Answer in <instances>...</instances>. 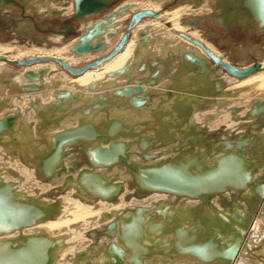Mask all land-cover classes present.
<instances>
[{"label":"rangeland","instance_id":"1","mask_svg":"<svg viewBox=\"0 0 264 264\" xmlns=\"http://www.w3.org/2000/svg\"><path fill=\"white\" fill-rule=\"evenodd\" d=\"M28 1L29 0H27V2ZM35 1H38L40 6L32 4L35 9V13L33 14L24 13L19 17L13 12L8 13L7 11H4H10L11 8L2 10L4 14L0 15V43L27 42L30 44V42L34 41L33 43L43 44L47 40V38H54V36H59L60 39H62L60 40L61 42L53 43V46L58 47L61 44H66L74 39H77L82 32V26L84 24L86 25V22L94 20L99 21L104 19L106 13L114 12L121 4H123V2H125V0H106V8H103L101 11L81 19V21H78V23H71L73 14L65 15L60 12H52V14L50 15L51 17L42 15L46 14V11L43 10V8L45 7L42 6L43 0ZM47 1L50 3V5L55 4L57 8H67L69 3H73L74 5L73 0ZM183 3L196 5L195 0H174L173 2L167 3L164 6V9L168 10ZM15 6L21 7L18 3H15ZM39 7L42 9H39ZM132 14L133 13L131 12L129 15L131 16ZM212 15L213 12L211 16H207L210 19L205 17L201 19V21L199 20L200 22L197 27L191 24L187 25L190 28L192 27L199 30L200 33L204 36L205 40L213 44L224 56H226L225 58H228L227 60L237 68H242L248 65L252 62L253 58H256L259 62L264 59V37L260 33L256 32V34L254 33L247 36L244 33L242 34V32H227L228 30L226 28H223L222 26L216 24V18L212 17ZM155 19L156 17L143 18L141 21H139L135 26L136 28L134 27L133 29L129 30L127 44L131 41V39L133 40L134 30L138 29L139 25L150 23ZM14 21L17 23V26L15 27L16 29H14V25H11V23ZM63 23H65L67 27L73 26L75 31L77 32V37L69 32L67 33V36L60 34V31L62 30V26L60 25H63ZM122 24H124V27H122L123 32L122 36L118 38L119 40H121L123 34L128 31L129 22L127 24V21H125L124 23L122 22ZM41 28L46 30V32H43L42 35H39L38 30ZM18 29L20 30L19 32H17ZM28 29H30V31H28ZM49 29H57L59 31L51 32L49 31ZM29 39H31L32 41ZM119 40H117V42ZM112 50L113 49L109 50L105 55L99 56L96 59L81 62L79 65H77V68H80L88 63H92L93 61L106 58ZM175 52H177V50ZM187 54L192 55L196 59V61L194 63H190L189 60L185 57L187 55L183 54L182 61L184 65L180 67L181 64H179L180 70H178L179 67L176 69L171 68V63L173 61L165 64H160L157 59L150 60L148 57L142 61H138L139 63H142L138 66L140 75L138 76L135 73L132 76L127 75L129 76L127 78V81H129V83L122 84L123 86H129L127 88L131 89H135L136 82L140 84L142 88L141 91L134 92L130 97L119 96L117 91L123 86H116V84L107 88L102 93L97 94V96H95V98L93 99L79 101L74 98L71 101L68 100V102L66 103V108L64 109H51L53 104L48 105L52 103V100L53 102H56L58 100L57 98L51 99L49 100V102L46 101V103L44 102L43 104L36 99H29L27 103L28 105H26L28 107L27 111L34 112L33 120L36 119L34 121L32 120V122L30 123L25 122L24 118H22L21 114H19L20 112H15L12 114L4 113L3 115L1 114L3 111L10 110L13 107L12 102L9 100V98H11L9 96H11L12 94H16L17 96H19L20 94H25L28 96L32 93L34 94L37 91H40L41 89L35 90L36 88H34V90L32 91V88H30L27 91L23 89L22 84L18 89L15 90L13 87V91L7 93L5 100H3L0 105V115L2 116L0 117V122L2 121L0 125H3L2 127L5 128V130L3 129L2 131H0V155L4 156L6 155L4 152L8 151H10L12 155L14 153V155H17L18 158H20V161L23 165H27L33 168L35 177L41 184H49L51 185V188L45 190V193L40 194L39 196L30 195L28 193L26 194L24 192L21 193L17 190L19 187V183L23 182V179L20 178V176H18L15 171H13V173L10 175L13 176L16 181H7L6 183L15 184L17 186L16 192L24 195L29 199L31 198L36 200H44L45 198L47 200H50L46 201L48 204L54 205L57 208L55 213L50 215L47 220H42L38 222V224L46 223L55 219L62 210V202L64 196L70 192L72 197L81 201L85 199L102 200L113 204L117 202L119 196L123 193L125 186H127L131 190L129 195H127V199L129 197L144 199L152 194L160 193L142 191V189H140L135 182L134 174H132L130 170L120 162L107 169L103 168V166L91 164L88 157L91 159V161L95 160L91 156H89L88 153L97 145L94 141H90L91 138L87 137L85 138L87 139L85 141L81 139H77V142L74 141L75 146H65L62 148V156L60 158L61 162L58 166L53 167V170L55 171L53 175L46 176L44 169H38L37 165L45 160L46 156L49 155V151L51 149L49 148L46 151L47 153L43 151L46 147V145L44 146L45 142L48 143V141H50V139L54 135H56V133L74 131L78 127L85 125V123H89L88 121H81V124L78 122L77 127L75 125L74 127L69 126L70 128L59 129L58 126L63 119L71 116H80L81 119H83V117L90 118L102 115L105 118L103 122H105L108 121L106 119H108L110 111H112V109H118L119 111L125 113V115H122L120 126L122 131L119 133L117 139L113 135L108 138V140L109 143H118L119 146L120 144L124 146L122 147L123 149L121 153L125 156V162H127L128 164H133L140 167H163L165 165L174 164L176 167L182 170L183 163L188 162L187 159L195 158L197 163L188 162V164L186 165V169L190 172L192 171L193 173H198V169L200 167L198 165L201 162L203 163L204 169L209 170V168L214 167L213 165H215V160H217L218 158L216 156L217 154L233 153V155L237 154V156L244 158V160L246 161V170L249 172L250 177L249 180H242L239 183V186L226 188L220 193L214 192L207 201H203L200 198L166 194L171 197L175 196L176 201L165 202L163 204L155 203L153 205H148L145 207L134 206L132 208L121 211V215H119L120 213H118L117 215L113 214L114 218L110 221V223L105 225V227H103L101 231H91L87 233L86 238L88 240H92V243H90L91 246L88 247V250L91 251L93 250V247L99 246L101 237L113 238L117 235L118 239L124 245L125 249L128 248L129 255L125 254L126 250L121 248L120 244H116L115 246L112 240H109V243L103 242L99 249H104V253H107L106 255L112 260H115L116 257L120 254V250H122L125 255L120 254V256L123 258L124 255L125 259L123 261L124 263L121 264H139V262L135 260L136 257L132 259V257H134L132 246L130 247L128 241H125L123 237H121L123 235V229L121 228L120 224H118L117 219H120L122 215L127 214L128 211L131 212L132 215L136 216L137 208H141L143 210V214L153 211L152 213L154 214V217L152 220L162 223L168 231H170L171 227H173L175 238L173 240L174 249L171 250H178L180 248V253H186L191 257L198 260L200 259V261H202L207 257L210 258L214 255H217L219 249V257L223 259H220V264H224L225 259L222 257V254L226 253L228 249L234 246L233 243H230L231 240L229 241V234L227 233L228 235L226 234L225 236L223 233L221 235L219 232H217L213 233L211 235L212 237H197L192 231L195 226H193V228H191L190 230L182 228V225L185 226L187 224L178 223L177 214L182 209H185L186 213L192 216V219L197 218L207 210L212 213L214 219H217L216 217L219 216V214L240 216L238 227L243 231L242 240L244 239V236L246 235L249 227V223L251 222L253 216L256 214L257 209L259 208L260 203H262V200L264 198V112L254 113L253 111V104L255 102H257L260 107H264V101L258 102L257 100L253 99L251 103L248 104L247 110L244 111L242 109L243 107L231 106L230 104H228L229 102H227V100L233 95L229 93L220 95L219 93L220 89H226L227 82L223 79L226 76L225 74L229 75L228 72L218 67L211 59H208L209 62H205V64H202L201 62L197 61L199 59L204 62V59L197 57L196 53L188 52ZM24 59L25 58H21V60ZM49 63L51 64V62L45 61L34 63L31 66L17 65L16 63H9V65H11L15 72L20 73L27 67H33L38 64L46 65ZM52 64L55 65L56 71L59 70L58 72H66L56 63ZM143 64L146 66H144ZM100 66H97V68ZM145 67L146 69H144ZM145 70L147 72H145ZM181 72L187 75V81L183 86L181 83H179V81H182L180 75ZM65 74L69 76L67 72ZM79 76L80 75L71 78L74 79ZM191 78L193 81L191 80ZM195 80L196 82H194ZM146 82H149L150 85H146ZM2 83H4V86L9 88L6 82ZM37 88H39V86ZM56 91L57 90H54L52 94L56 95L57 93H59ZM62 92L63 91H61V93ZM1 93H3L4 95L6 93L0 90V98H3L4 95ZM173 98L177 99V101L174 100L175 105L177 102V104L182 103L183 106H185L175 107L174 104H172L174 102ZM188 98H191V101H189ZM134 101H139L141 102V104H137ZM100 107H103L104 111H97V109H100ZM91 108L92 111H90ZM49 109H51V111H55L57 115H48L47 112H49ZM223 109L229 112L230 120L233 123H235V121L237 123L233 125L234 127H228L227 123L220 125L219 131L222 130L220 132L217 131L218 129L212 132L207 131L208 127L203 125L204 121H206V124H209V122L211 124L212 121L217 120V118L221 116V114L217 112L223 111ZM209 111L210 113H208V116L210 118L203 119V117L201 116L197 121L201 122L203 120L202 123L195 124L192 122L191 119L195 113L200 114L202 112L207 113ZM131 112L132 114L135 113L139 115V117L134 118L133 116H126V114L128 113H130L129 115H131ZM90 114L92 116H88ZM211 114L212 116H210ZM11 117H14L13 122L11 123V128L14 129L12 132L6 130L8 128L6 119H11ZM56 119H59L58 124L50 123ZM45 124L47 126V129L43 131L40 127H44ZM208 126L210 128L212 127L210 125ZM26 129H29L31 131L28 137V141L30 142L29 145L27 144L28 146L25 150L20 151L18 150L20 148L18 146L22 141H27L26 139H21V135L26 132ZM175 143L177 145L172 146V144ZM226 143H230L231 147L226 148L224 145ZM38 144L41 146L37 148ZM29 150H31L32 153H28ZM205 152L206 155L204 154ZM152 155L154 157H149ZM8 156H10V154H8ZM212 162L214 163L212 164ZM117 170H119V173L116 174ZM15 173L17 174V176H15ZM83 173H85L86 175L97 173L104 176L106 185H110V187L111 185L118 187L119 190L117 195L114 196L115 198L113 200H109L108 198L102 199L101 197L92 195L89 191H87L86 188L80 185L75 186L76 181L79 180V177ZM1 181L4 182L3 179H1ZM214 195H218L215 196L217 198L221 197V207L219 206L221 210L214 208V206L210 202ZM181 198L187 200H196L197 202L195 205L187 208V205L180 203L178 204L179 199ZM166 211H170V214H172V212H174L175 214H173L171 217L164 216L163 214ZM111 215L112 214H106L104 218L108 219ZM202 221L203 218L201 219V222ZM212 221L213 220H211V222ZM201 222H198V224H200ZM178 227H181V229H179ZM224 228L221 229L223 230ZM127 229L129 230V228ZM217 234L220 235L219 238L216 237ZM221 236L224 240H221ZM119 240L117 242H119ZM125 242H127L129 246L126 245ZM182 242L187 243H185L184 247L181 248L180 243ZM263 243L264 240L261 241L258 246H256V248L252 250L251 254H253V256L251 255V258H249L250 256L248 257L251 262L257 261L264 264V255L260 254V252L264 250ZM63 244L61 243L62 248ZM95 251L97 252V250ZM174 253L178 254L176 252ZM255 253H257V256L254 255ZM84 254L85 252L83 251L81 253L79 252L75 254L72 258V264H78L77 262H79L83 258ZM90 254H92L91 256L95 255L94 252H90ZM172 254H170V256ZM107 259V262H111L109 258ZM127 259L128 261H126ZM142 262H144L143 264H146L144 260ZM203 262L206 263L205 261ZM187 263L194 264L185 262V260L178 264Z\"/></svg>","mask_w":264,"mask_h":264},{"label":"bare ground","instance_id":"2","mask_svg":"<svg viewBox=\"0 0 264 264\" xmlns=\"http://www.w3.org/2000/svg\"><path fill=\"white\" fill-rule=\"evenodd\" d=\"M173 1L174 0H125V2H123V4H121L114 11V13L117 11H119V13L116 16H114V20H113L114 22L111 25L106 26L104 23L102 25L100 24L101 28L104 29L106 33L100 35L98 38L95 37L91 41V45H95L97 42L102 44V47H100L99 49L95 48L96 52H89L80 55L75 54L72 51V48L78 43L77 42L78 38L72 40L69 43L61 44L58 47L53 46L54 45L53 43L61 42L60 40L62 39H60L59 36L58 37L54 36V38L49 37L47 38L46 41L43 39L45 41L43 44L33 43L34 41H32L31 39H29L32 41L30 42V44L27 42L26 43L22 42L23 44L0 43V90L6 93L5 95L1 93L4 96L3 98H0V105L2 101L5 100L7 93L13 91L12 90L13 87L16 90L20 87V85L23 84V89L27 91L30 88H32L31 89L32 91L34 90V88H36L35 90L41 89L40 91H37L34 94L32 93L28 96L25 94H20L19 96H17L16 94H12L11 96H9L11 98L9 97L8 98L12 102L13 107L10 110L3 111L1 115H3L4 113L12 114L15 112H20L19 114H21L25 122L30 123L33 120L34 112L27 111L28 107L26 105H28L27 103L29 99L30 100L36 99L42 102V104L44 102L46 103V101L49 102V100L57 98L55 97L56 95L52 94L54 90H57L56 92H61V91L68 92L70 93V97H66L63 101L57 100L56 102H53L52 100V103L48 104V105L53 104L51 109L52 108L64 109L66 108V103L68 102V100L71 101L74 98L79 101H83L86 99H93L95 98V96H97V94L102 93L104 90L111 87L112 85L117 84L116 86L118 85L123 86L122 84H128L129 81H127L128 80L127 78L129 76H132L134 73L139 76L140 70H138L139 68L138 66L142 63H139L138 61H142L147 57L150 60L157 59L160 62V64H165V63H169L170 61H173L171 63L172 69L178 68L179 64H181L180 67L184 65L182 61L183 59L182 56L183 54L188 55L187 54L188 52L196 53L197 57L204 59V62L199 59L197 62H201L202 64H205V62H209L208 59L211 58L209 57L208 53H206L199 45H196L192 43L190 40H188L185 37V35L201 43V45H203L205 49H207L209 52H211L213 55H215L217 58H219L226 64L233 66L227 60L228 58L227 59L225 58L226 56H224L213 44L205 40L204 36L200 33L199 30L192 27L190 28L187 25L189 24L188 21H191L193 23L195 22L198 23L201 21V19L205 17L210 19L207 16H211L213 12L211 7L209 6L211 0H203L201 3L197 5L183 3L168 10L164 9V6L167 3ZM42 6L45 7L43 8V10L46 11V14H42V15H46V16H50L52 12H60L65 15L74 13L73 3L72 4L69 3L67 8L66 7L57 8L55 4L50 5V3L47 0H43ZM141 11L142 12L150 11L155 13L154 17H156V19L154 21H151L150 23L139 25L138 29L134 30L133 40L131 39V41L128 44L126 43L127 45L125 44L123 46L121 52L109 57L108 58L109 60L104 58L105 59L104 61L106 60L107 61L104 62L100 67L98 68L95 67L96 69L92 68L91 70L89 69L77 78L73 79L67 76L65 74L66 72L63 73V72H58L59 70L56 71L55 65L52 64L55 63L53 60L48 61L51 62V64L50 63L46 65L38 64L33 67H27L25 70L22 69L23 71L20 73L15 72V70L11 67V65H9V63L23 62L24 60L31 58L32 59L52 58V59H61L63 62L67 63L70 66L78 67L77 65H79L81 62H86L89 60L96 59L99 56L105 55L109 50L114 49V47H116V45L120 41L118 38L122 36V32H123L122 27H124V24H122V22L124 23L125 21H127L128 24L132 15L136 12H141ZM131 12L133 14L130 16L129 14ZM97 21L98 20L86 22V25L84 24L82 26V29L84 27H91L92 24ZM14 22H12L11 25L12 26L14 25L13 27L14 29H16L15 27L17 26V23L15 22L16 23L15 24ZM60 26H62V24ZM222 27L226 28L225 26ZM234 29L236 28L230 29V31L232 32ZM19 31L20 30L18 29L17 32ZM65 33L67 34L68 32ZM60 34L63 33L60 32ZM117 40L119 41L117 42ZM176 50L177 52H175ZM21 58H25V59L21 60ZM260 63H261V69L258 72H255L247 77L235 79V77L232 76L229 72H228L229 75L225 74L226 76L224 77L223 80L227 82L226 89L224 88L220 89L219 93L220 95L226 93L233 95L231 98H228L227 100V102H229L228 104H230L233 107L234 106L243 107L242 109L244 111L247 110L248 104H250L253 99L257 100L258 102L264 101V59ZM180 67L178 70H180ZM144 69H146V67ZM145 72L147 71L145 70ZM28 74H32L31 75L32 77L27 78ZM180 75L182 81L181 82L179 81V83H181L183 86L187 81V75L183 74V72H181ZM2 82H6L9 88L4 86V83ZM38 86L39 88H37ZM123 87H129V86H123ZM174 100L177 101V99L173 98V101ZM175 101L172 104H174ZM174 106L181 107L183 106V104L182 103L177 104L176 102V105L174 104ZM90 111H92V108ZM97 111H104V108L100 107V109H97ZM223 111L217 112L221 114V116L217 118V120L212 121L211 124L210 122L209 124H206L205 123L206 121H204L205 124L203 123V125L208 127L207 131L212 132L215 131L216 129H218L217 131H219L220 125L227 123L228 127H232L235 123H237L236 121L235 123H233L230 120L229 112H227L224 109ZM47 113L48 115H54V114L57 115L55 111H49ZM208 113H210V111L207 113L202 112L200 114L195 113L191 120L195 124L202 123L203 120L199 122L197 121L198 118H200L201 116L203 117V119L210 118L208 116L209 115ZM109 114L110 115L108 119H106L108 121L105 122H103L105 118L102 115L97 117H90V118L83 117V119H81L80 116L66 117L65 119L62 120V122L58 127L59 129L70 128L72 126L74 127L75 125L77 127L78 122L81 124V121L84 122L88 121L89 123H85V125L82 126H84L85 128L87 126H90V128H92L93 130L96 129L97 131L98 130L102 131L106 129L107 123L113 120L112 121L113 123L110 122L108 126L114 125L115 128L113 127L110 128L112 130V133L107 138H104V136H99L100 138H96L94 133L91 132L92 130L91 131L84 130L86 137L91 138L90 141H94L96 143L97 146L94 148L96 149L100 144H102L101 142L104 139L108 140V138H110L113 135L117 139L119 133L122 131L120 126L122 121V115H125V113L119 111L118 109L115 110L112 109V111H110ZM129 114L130 113L126 114V116H130V117L133 116L134 118L139 117V115L135 113L132 114V112L131 115ZM1 115L0 117H2ZM88 116H92V115L90 114ZM210 116H212V114ZM13 118L14 117H11L12 121ZM12 121L10 122V124L7 125L8 131L10 132L14 130L13 128H11ZM118 125L119 127L116 128V126ZM208 125L212 127L210 128ZM30 132L31 131L29 129H26V132L21 135V139H26L28 141ZM27 141L25 142L22 141L21 144L18 146L20 147L18 150L20 151L25 150L30 142L28 141L27 143ZM112 144L118 145L116 149L119 150L120 146L118 143H112ZM176 145H177L176 143L172 144V146H176ZM40 146L41 145L38 144L37 148ZM8 152H4L6 154L4 156L0 155V174H1L0 178L3 179L5 183L7 181L8 182L16 181L15 178L10 175L13 173V171H15L18 174V176H20V178L23 179V182L19 183V187L17 190L21 193L24 192L26 194L28 193L30 195L39 196L40 194L45 193V190L51 188V185L41 184L36 179L33 168L27 165L26 166L23 165L22 162L20 161V158H18L17 155H14V153L12 155L10 151ZM28 153H32V151L29 150ZM8 154H10V156H8ZM213 163L214 162H212V164ZM187 164L188 162L183 163L182 165L183 168L181 170L182 172H185L187 170L186 169ZM198 166L204 168L202 162ZM117 173H119V170H117L116 174ZM17 174L15 176H17ZM99 179L101 186L103 187L106 186L104 176L100 175ZM130 192L131 190L127 186H125L123 193L119 196L115 204L108 203L102 200L85 199L81 201L72 197L70 192L64 196L62 202L63 204L62 210L55 219L46 223H40V224L37 223L35 226L23 230V233L25 235H42L44 237H48L49 239H53V241H58L60 243L59 252L57 253L54 264H72L73 256L79 252L81 253L82 251L85 252V254L83 255V258L79 262H77L78 264L124 263L123 262L125 259L124 255L128 254V248L125 249L124 245L120 242L117 235L116 237L113 238L101 237L100 239L101 242L100 244L98 243L99 246H95L92 248L93 250L89 251L88 247L91 246L90 243H92L91 242L92 240H88L86 238L87 233L91 231H101L102 228L105 227V225H107L108 223H110V221L114 218L113 214L117 215L118 213H120L119 215H121L122 213L121 211H124L125 209H129L134 206L145 207L148 205H153L155 203L163 204L165 202L176 201L175 196L171 197L169 195L160 194V193L152 194L144 199H137L134 197L133 198L129 197L127 199V195H129ZM215 196L218 195H214L213 197ZM213 197L210 201L211 204L214 206V208L221 210L220 208L221 197L220 198L217 197L213 198ZM38 201L47 203L46 201H50V200L44 198V200L42 199ZM196 202H197L196 200H187L181 198L179 199L178 204L180 203L187 205L186 207L188 208L192 205H195ZM215 205L220 207L218 208ZM152 212L153 211L146 212L145 214L141 213L140 216L138 215V218L137 215L135 216L128 214H124L120 218L124 220L122 225L123 235L121 237H123L125 241H128L130 247L131 246L133 247L135 253L138 252L136 260L139 262V264H143L144 263L142 262L143 260L145 261L146 264H178L184 260L185 262H190L194 264H206V263L220 264L221 262L220 259L223 260L222 258L219 257V249L217 255H214L210 258L207 257L205 260L202 261H200V259L198 260L196 258H193L186 253L185 254L180 253V248L178 250L176 249L171 250L174 249L173 246V240L175 238L174 229L173 227H171L170 231H168L167 228L162 223L153 221L152 219L154 217V214ZM106 214H112V215L108 219H105L104 217ZM173 214L175 213L172 212V214H170V211H166L163 215L167 217H171ZM202 218L203 221L201 222ZM216 218L217 219L213 218L212 213H210L209 210L205 211L203 214H201L200 216L194 219H192V216H190V214L186 213L185 209H182L177 214V222L180 224L181 223L187 224L185 226L180 225L182 228L186 230H190L191 228H193V226H195V228L192 231L194 235H196L197 237H212L211 235L217 232H219L221 235L223 233L226 236V234L228 233L229 235L228 234L227 235L231 240L230 243L235 244L238 242V239L241 236V240L237 245V250L235 252L234 257L229 261H225L224 264L226 263L227 264H262L257 261L251 262L248 259V257L250 256L249 258H251V255L253 256V254H251L252 250L256 248V246H258V244L261 241L264 240V198L262 200V203H260V206L257 209L256 214L253 216L251 222L249 223L248 230L243 240H242L243 231L238 227V223L240 222V216L219 214V216H217ZM211 220L213 221L211 222ZM198 222L201 223L198 224ZM181 227L178 228L181 229ZM127 228H129V230ZM221 228L224 229L222 230ZM14 235H12L11 237H14ZM219 236H220L219 234L216 235L217 238H219ZM109 240H112L115 246L116 244L118 245L120 244L121 248L126 250V253L123 255V258L118 255L115 260H112L110 257L106 255L107 253L106 254L104 253V249L102 248L99 249V247H101L103 242L109 243L110 242ZM118 240L119 242H117ZM221 240H224L222 239V236H221ZM61 243L62 244L64 243L63 248L61 247ZM185 243L187 242L180 243L181 248L184 247ZM95 250H97V252ZM90 252H94L95 255L91 256L92 254H90ZM174 252L180 255L175 254ZM170 254L172 255L170 256ZM260 254L264 255V250H262ZM254 255L257 256V253H255ZM107 258H109L111 262L110 261L107 262L108 260ZM126 261H128V259ZM203 261H205L206 263H204Z\"/></svg>","mask_w":264,"mask_h":264},{"label":"water","instance_id":"3","mask_svg":"<svg viewBox=\"0 0 264 264\" xmlns=\"http://www.w3.org/2000/svg\"><path fill=\"white\" fill-rule=\"evenodd\" d=\"M105 1L106 0H74V13L71 18V23H78V21H81V19L99 12L103 8H106ZM202 1L203 0H195V4L197 5ZM15 3H18L21 7L15 6ZM209 6L213 11L212 17L216 18V24L225 26L228 30L227 32H231L230 29L236 28L233 31H237V33L242 32V34L244 33L248 36L254 33L256 34L257 32L264 37V0H211ZM6 8L11 9L10 11H4H7L8 13L13 12L19 17L24 13L34 12L29 8L28 2L23 0H0V15L4 14L2 10ZM118 13L119 11L115 13H106L104 19L93 23L91 27H84L82 29L83 31L78 36V43L72 48V51L75 54L80 55L93 52L96 50L95 48L99 49L102 47V44L99 42L95 44L96 46L91 45V41L95 37L98 38L100 35L106 33L105 30L101 28V25L103 23L106 26L111 25L114 22V16H116ZM154 16L155 13L150 11L134 13L129 21L128 31L123 34V37L118 42L116 47H114L113 51L105 59H108L122 50L123 46L127 43L129 30L133 29L139 21H141L143 18H153ZM188 23L195 27H197L199 24V22L193 23L191 21H188ZM28 31H30V29H28ZM60 32H62L64 36H67L65 32H69L77 37V32L73 26L67 27L65 23H63L62 30ZM185 37L192 43L202 47V49L208 53L209 57L216 63L217 66H220V68L226 70L235 78L239 79L247 77L261 69V63L256 58H253L252 62L242 67V69L237 67L235 68L217 58L215 55L205 49L201 43L186 35ZM185 57L190 63H194L196 61L192 55H187ZM105 59L93 61L92 63H88L80 68L70 66L61 59L52 58H31L26 59L23 62H17L16 64L31 66L34 63L53 60L58 66L66 71L70 77H75L82 75L89 69L100 66ZM31 75L32 74H28L27 78L32 77ZM194 82H196V80ZM135 85V89L127 87L119 89L117 91L118 95L121 97H130L134 92L141 91L142 88L140 84L136 82ZM146 85H150L149 82H146ZM55 97H57L58 101H63L66 97H70V93L59 92ZM188 99L191 101V98ZM134 102L141 104L139 101ZM253 107L254 113L264 112V107H260L257 102L253 104ZM48 111H51V109ZM6 120L8 124H10L12 121V119ZM58 121L59 119H56L50 123L58 124ZM112 121H109L107 123L106 129L102 131H97L96 129L93 130L90 128V126H87L86 128L84 126H80L74 131L56 133V135H54L50 141H48V143L45 142L46 147L43 151L46 152L49 148L51 149L45 160L37 165L38 169H44L46 176L53 175L55 172L53 167L58 166L61 162L60 158L62 156L63 147L75 146L74 143L77 142V139L84 141L87 140L85 139L86 134L84 133V130H92L91 132L94 133L96 138H100L99 136H104V138L109 137L112 133L110 128H115L114 125L108 126V124ZM2 126L3 125H0V131L3 129L5 130V128ZM117 127H119V125L116 126V128ZM40 128L44 131L47 129V126L45 124L44 127ZM6 130H8V128ZM101 143L102 144H100L96 149L89 151V156L95 160L91 161V159L88 157L90 163L103 166V168L106 169L112 167L118 162L122 163L130 170L132 174H134V179L137 183V186L145 192H160L169 195L200 198L203 201H207L214 192L220 193L226 188L239 186V183L242 180H249L250 177L249 172L246 170V161L244 158L237 156V154L233 155V153H219L216 155L218 158L214 163V167L210 168L209 170L200 167L198 173H192L188 170L182 172L174 164L165 165L163 167H140L137 165L128 164L125 162V156L122 155V153L120 154V151L123 149L122 147H124L122 144H120L119 150H117L116 147L118 145L109 143V140L104 139ZM224 145L226 148L231 147L230 143H226ZM204 154L206 155V152ZM149 157L154 156L152 155ZM187 161L189 163H197L195 158L187 159ZM99 176L100 175L97 173L87 175L83 173L79 177V180L76 181L75 186L80 185L86 188L87 191L96 197L113 200L115 198L114 196H116L118 193V187L112 185L111 187L110 185H106L104 187L101 186ZM16 187L17 186L15 184L5 183L0 179V264H54L57 253L59 252L60 243L42 235H25L23 230L35 226L42 220H47L50 215L55 213L57 208L56 206L45 202H39L35 199H27L23 197V195L16 193ZM142 211L143 210L141 208H137V218L138 215H141ZM127 214L132 215V213L129 211ZM117 220L122 228L124 220ZM12 235H14V237H11ZM240 240L241 236L233 247L228 249L226 253L222 254V257L225 259V261H229L234 257L237 250V245ZM125 244L128 245L127 242H125ZM132 251L134 255L132 259L135 257L137 258L138 252L135 253L134 249ZM120 254H124V252L120 250Z\"/></svg>","mask_w":264,"mask_h":264},{"label":"crops","instance_id":"4","mask_svg":"<svg viewBox=\"0 0 264 264\" xmlns=\"http://www.w3.org/2000/svg\"><path fill=\"white\" fill-rule=\"evenodd\" d=\"M32 4L39 5V2H38V1L33 2L32 0H29V1H28L29 8L32 9V11H34L35 9H34V7H33ZM39 6H40V5H39ZM39 8H40V7H39ZM33 13H35V12H32V13L30 12V14H33ZM94 21H96V20H94Z\"/></svg>","mask_w":264,"mask_h":264},{"label":"flooded vegetation","instance_id":"5","mask_svg":"<svg viewBox=\"0 0 264 264\" xmlns=\"http://www.w3.org/2000/svg\"><path fill=\"white\" fill-rule=\"evenodd\" d=\"M49 31H51V32L53 31V32H54V31H59V30H57V29H56V30H53V29L50 30V29H49ZM43 32H46V30H44V29H42V28L38 30V34H39V35H42ZM30 34H31V33H30ZM245 35H246V34H245Z\"/></svg>","mask_w":264,"mask_h":264}]
</instances>
